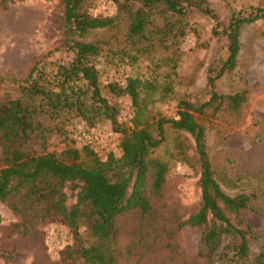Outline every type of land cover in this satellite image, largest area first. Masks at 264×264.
Returning a JSON list of instances; mask_svg holds the SVG:
<instances>
[{
  "label": "trees",
  "instance_id": "16d2710c",
  "mask_svg": "<svg viewBox=\"0 0 264 264\" xmlns=\"http://www.w3.org/2000/svg\"><path fill=\"white\" fill-rule=\"evenodd\" d=\"M7 1L0 0V10L7 9ZM93 1L59 0L57 46L35 58L22 82L11 78L18 84L16 96H0V200L21 220L12 227L28 233L38 221L58 217L72 235V244L59 253L60 264H119V221L137 214L139 232L155 222L154 202L161 197L169 168V161L157 153L165 150L171 159H193L200 173L199 207L178 225L196 228L199 248L195 260L182 264H264V243L250 258L251 228L244 215L259 195L252 191L229 195L223 190L236 187L238 178L217 177L202 123L209 118L231 119L245 102V90L218 94L214 87L238 66L242 25L264 21V0L232 7L226 24L208 0H111L116 8L113 16L95 15ZM193 12L210 17L212 36L224 40L225 57L207 67L206 101L199 104L183 95L176 117L166 118L149 109L150 96L157 90L154 81L136 75L124 84L100 86L96 59L109 44L106 39H90L92 34L112 31L125 22L120 60L135 61L133 50L141 52L156 44L166 50L172 47L168 40L179 43L191 29L188 16ZM121 97L131 101L132 127L118 121L115 99ZM73 118L89 125L96 119L108 121L120 136V153L102 158L88 144L49 151L52 134L59 142L73 141L65 130ZM186 135L193 140L192 156L187 154ZM36 145L40 151L34 150ZM67 183L78 190L71 207L64 192ZM174 260L168 264H179Z\"/></svg>",
  "mask_w": 264,
  "mask_h": 264
},
{
  "label": "rangeland",
  "instance_id": "374dc122",
  "mask_svg": "<svg viewBox=\"0 0 264 264\" xmlns=\"http://www.w3.org/2000/svg\"><path fill=\"white\" fill-rule=\"evenodd\" d=\"M261 1L208 0V3L226 24L232 7H241L246 2L256 5ZM6 4L7 9L0 10V96L14 97L18 94V84H12L11 78L22 82L35 58L57 46L61 38L59 16L62 8L59 0H8ZM91 9L95 15L113 16L116 13L111 0H94ZM188 22L191 29L179 43L168 40L172 47L166 50L157 44L141 52L133 50L130 53L137 55L135 61L120 60V48L125 47V22H120L112 31L92 34L90 39H106L109 44L96 59L100 86L104 87L108 82L124 84L127 77L136 75L154 81L157 90L150 96L149 109L166 118L176 117L183 95L199 104L206 101L207 67L225 57L224 40L212 36L214 23L210 17L193 12L188 16ZM239 40L238 66L215 82L214 91L228 94L245 90L246 100L231 119L209 118L202 119V123L208 158L217 177L238 178L236 187L223 186V190L229 195L251 191L259 195L244 212L251 228L249 247L253 259L264 243V21L242 25ZM59 55L54 53L55 57ZM104 94L111 98L107 92ZM115 101L120 109L118 121L132 127L130 99L121 97ZM45 123L50 120L46 119ZM65 130L73 141L62 143L52 134L49 151L59 153L66 148L80 149L88 144L102 158L110 152L120 153V136L113 133L106 120L96 119L89 125L81 118H73L65 125ZM84 131L88 137L82 142L77 141V135ZM106 132L113 134L112 141L105 138ZM186 136L187 154L192 156L193 140ZM34 150L40 151L39 145ZM158 155L169 161V168L161 197L154 202L155 222L139 232L137 214L119 221V264H168L171 258L182 264L196 259L199 232L196 228H178V225L199 207V169L193 159H171L165 150L158 151ZM73 186L67 183L64 189L68 207L76 202L78 190ZM19 223L20 217L0 200V264H60V251L72 244V235L64 221L58 217L44 218L28 233L12 227Z\"/></svg>",
  "mask_w": 264,
  "mask_h": 264
},
{
  "label": "built area",
  "instance_id": "2783aa9c",
  "mask_svg": "<svg viewBox=\"0 0 264 264\" xmlns=\"http://www.w3.org/2000/svg\"><path fill=\"white\" fill-rule=\"evenodd\" d=\"M86 137H88V134L84 131V132L80 133L79 135H77V141L82 142V141H84V139ZM105 138H107V140H109V141H112L114 139V136L111 132H106Z\"/></svg>",
  "mask_w": 264,
  "mask_h": 264
}]
</instances>
